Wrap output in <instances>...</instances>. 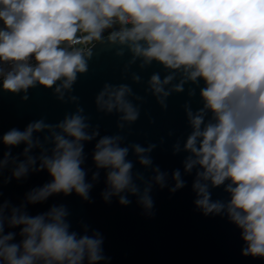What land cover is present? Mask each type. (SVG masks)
<instances>
[{
	"label": "water",
	"instance_id": "1",
	"mask_svg": "<svg viewBox=\"0 0 264 264\" xmlns=\"http://www.w3.org/2000/svg\"><path fill=\"white\" fill-rule=\"evenodd\" d=\"M122 30L120 26L104 29L100 39L80 52L86 71L77 72L68 87L64 86L67 77H61L51 87L35 81L27 89L12 92L4 89L5 79L0 80V238L12 234L6 243L19 245L22 253L27 237L21 229L25 225L13 226V215L43 216L45 223H51L48 214L56 208L65 213L62 222L69 235L75 234L77 241L83 237L100 241L101 258L91 261L86 250L79 264H264V257L243 254L248 242L228 210L231 180L214 186L210 179L198 175L204 172L198 163L186 168L197 159L185 147L194 132L192 119L202 117L201 131L216 123L201 95L206 81L201 77L191 80L190 70L186 72L183 66L173 69L136 54L131 41L109 38ZM138 43L147 47L146 41ZM153 76L159 78L160 92L155 90ZM168 77L171 79L164 83ZM121 87L127 89L122 99L136 113L135 120L125 119L126 112L116 104L114 94ZM108 102L113 104L111 110ZM73 117L81 118L82 131L89 137L77 142L82 149L79 167L88 186L87 198L73 189L32 203L29 196L54 181L43 164L57 151L56 136L75 141L60 127ZM35 123L43 127L33 131L31 148L24 141L3 143L8 132L23 133ZM104 138L111 139L114 147L126 149L124 160L131 164L130 185L119 193L108 182L113 169L98 167L94 160L96 145ZM201 140L197 138V148ZM137 147L143 151L138 153ZM141 159L149 163L142 164ZM21 164L26 171L16 177L14 172ZM176 173L182 185L179 188ZM158 176L162 177L159 182ZM197 182L207 186L210 203L223 206L219 212L206 213L197 204L202 199L194 187ZM145 195L151 207L143 203ZM121 198L126 203H120ZM0 264H6L3 257ZM34 264L46 262L37 258Z\"/></svg>",
	"mask_w": 264,
	"mask_h": 264
},
{
	"label": "clouds",
	"instance_id": "2",
	"mask_svg": "<svg viewBox=\"0 0 264 264\" xmlns=\"http://www.w3.org/2000/svg\"><path fill=\"white\" fill-rule=\"evenodd\" d=\"M114 19L132 27L111 33L112 41H131L136 54L173 69L183 66L186 72L190 70L191 80L201 77L206 81L201 95L216 123L201 131L202 117L192 119L194 132L185 147L197 159L186 168L190 170L198 163L204 168L198 175L210 179L214 186L231 180L235 187H228L232 194L228 210L248 242L243 254L264 257V0H0V20L10 29L0 31V59L26 61L34 55L38 65L33 68L19 64L15 73L4 80V89L16 92L35 81L51 87L61 77H67L64 86L68 87L77 72L86 71V64L79 51L67 52L60 45L98 40ZM78 32L87 35L78 37ZM141 40L146 41V48L138 43ZM152 83L160 92L157 76L152 77ZM126 91L121 87L114 94L115 101L126 112L125 119L135 120L136 113L122 99ZM107 106L111 110L113 104L108 102ZM42 127L35 123L23 133L12 130L3 136V143L18 145L24 141L31 148L33 131ZM60 127L75 141L56 136L57 151L43 164L54 181L31 194L32 203L73 189L87 198L88 186L79 167L82 149L77 142L89 137L82 131L80 117L66 120ZM198 137L202 138L199 148ZM96 147L97 166L113 169L108 182L115 192L129 187L131 164L124 160L127 150L114 147L108 138L101 139ZM136 151L143 150L137 147ZM141 163L149 161L141 159ZM25 171L21 164L14 175L19 177ZM178 176H174L177 188L182 186ZM161 179L157 177L158 182ZM194 187L202 195L197 204L206 213L221 210V204L209 202L206 185L197 182ZM131 191L135 193L136 189ZM120 203H126L124 198ZM143 203L151 207L147 195ZM64 214L62 209L53 208L48 214L51 223H45L43 216L13 215V226L25 225L21 229L27 237L23 251L19 245L6 243L12 239L9 234L0 238V257L6 264H34L37 258H44L46 264H79L87 250L91 261L99 260L100 241L88 237L77 241L75 234L67 233V225L62 222Z\"/></svg>",
	"mask_w": 264,
	"mask_h": 264
},
{
	"label": "built area",
	"instance_id": "3",
	"mask_svg": "<svg viewBox=\"0 0 264 264\" xmlns=\"http://www.w3.org/2000/svg\"><path fill=\"white\" fill-rule=\"evenodd\" d=\"M120 26L121 28L130 29L132 25L130 23L128 24H121L119 21L114 19L113 24L110 26ZM108 27V28H110ZM105 28V29H108ZM0 31H10V29L7 28V26L4 24L2 20H0ZM87 33L78 32V37L86 36ZM97 39H92L90 41L81 40L79 43L70 44L69 42H63L60 47L64 48L67 52H76V51H84L87 50ZM19 64H27L31 67L37 66V62L35 60L34 55L30 56L26 61H13V60H3L0 59V80L6 79L9 73H15L17 70V66Z\"/></svg>",
	"mask_w": 264,
	"mask_h": 264
}]
</instances>
